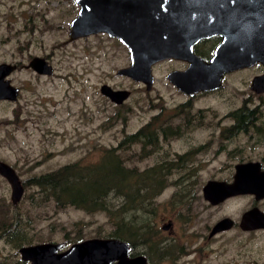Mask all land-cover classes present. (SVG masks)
I'll return each mask as SVG.
<instances>
[{
    "label": "rangeland",
    "instance_id": "374dc122",
    "mask_svg": "<svg viewBox=\"0 0 264 264\" xmlns=\"http://www.w3.org/2000/svg\"><path fill=\"white\" fill-rule=\"evenodd\" d=\"M77 10L74 0H0V63L17 64L7 78L18 89L14 101L0 100V161L22 184L12 204L10 185L0 176V264H29L20 259L22 245L67 246L94 237L131 242L149 264H220L235 257L240 235L210 246L204 237L223 216L236 226L250 206L264 212V198L236 195L212 205L201 189L207 180L228 181L238 162L257 161L264 169V91L249 88L262 66L224 74L219 89L188 97L166 79L170 70L186 66L164 59L151 66L152 83L145 89L116 73L129 64L116 38L97 33L68 39ZM33 56L43 57L51 72L24 68ZM102 84L128 94L116 104L100 92ZM243 106L256 110L255 124L222 138L221 128ZM156 114L163 132L155 128L148 143L137 133ZM106 154L117 160L119 174L102 193L90 192L91 201L81 207L65 194L76 188L68 169ZM65 169L51 193L29 183ZM167 219L172 232L150 241ZM255 240L247 245H255L264 264V232Z\"/></svg>",
    "mask_w": 264,
    "mask_h": 264
},
{
    "label": "water",
    "instance_id": "95a60500",
    "mask_svg": "<svg viewBox=\"0 0 264 264\" xmlns=\"http://www.w3.org/2000/svg\"><path fill=\"white\" fill-rule=\"evenodd\" d=\"M76 15L68 25V39L104 33L116 38L128 52L129 64L116 71L149 89L151 66L164 59L186 62L183 69H172L166 79L180 92L195 93L218 88L224 74L262 66L249 88L264 91V0H74ZM218 35L210 59L196 55L193 45L201 39ZM37 74H49L50 65L43 57L33 56L23 65ZM17 68L14 63H0V100L14 101L18 89L7 76ZM100 92L119 104L128 92L106 84ZM0 176L10 185L11 202L16 203L22 184L13 169L0 161ZM211 204L240 194L264 197V170L257 161L234 165L229 182L207 180L201 189ZM232 220H218L210 233L230 227ZM240 225L264 227V214L253 207L244 212ZM22 261L29 264H140L141 257L128 258V245L118 238H88L64 246L62 242H41L18 248Z\"/></svg>",
    "mask_w": 264,
    "mask_h": 264
},
{
    "label": "trees",
    "instance_id": "16d2710c",
    "mask_svg": "<svg viewBox=\"0 0 264 264\" xmlns=\"http://www.w3.org/2000/svg\"><path fill=\"white\" fill-rule=\"evenodd\" d=\"M184 105L185 103L179 107L183 108ZM181 110L179 112H181ZM234 113L240 115L237 119H235V125L230 126V129H232L234 133H236L238 130L247 131L249 128L253 127L252 125H254L256 122V110L248 109L243 106L241 109L235 111ZM159 118V114L154 115L152 119L144 126H142L137 133L138 135H143L144 138H146V142L148 143L153 141L150 140L151 137L154 136L155 128L160 129V125L156 123ZM116 162L117 160L106 154L104 156H101L100 160H98V162L96 163L83 164L79 167H76L72 171L68 169V173L72 176V181L76 183V188L72 190H68L67 188V193L65 194H67L75 201L79 202V205H81V207L87 205L89 201H91L90 199L92 197V194H90V192L94 194L98 192L102 193L106 189V187L109 186V183L112 182V180L114 179L113 177H117V175L119 174V169ZM66 169L58 171L54 174L46 175L45 179L34 178L29 183L32 186L37 187L42 192L47 193L50 191L51 193L57 187V185L55 184L60 185L66 173ZM46 185H49L52 188L45 189L44 187ZM84 188H86V190ZM59 197L60 196H58V193L53 196V198L57 200Z\"/></svg>",
    "mask_w": 264,
    "mask_h": 264
},
{
    "label": "flooded vegetation",
    "instance_id": "af4514ba",
    "mask_svg": "<svg viewBox=\"0 0 264 264\" xmlns=\"http://www.w3.org/2000/svg\"><path fill=\"white\" fill-rule=\"evenodd\" d=\"M221 41V37L218 36V35H213L211 37H208V38H205V39H201L199 40L198 42H196L194 45H193V52L204 58L205 60H208L210 59V57L212 56V53H213V50L214 48L216 47V45ZM166 60V59H165ZM179 62L183 63L184 64V67L187 65L186 62L184 61H181L179 60ZM263 70V69H262ZM235 71V70H234ZM232 72V71H231ZM229 73V72H228ZM227 74V73H226ZM224 76V75H223ZM223 79V77H222ZM221 79V81H222ZM139 82V81H137ZM169 82V81H168ZM170 83V82H169ZM143 84V83H142ZM171 84V83H170ZM221 87V84L218 88L214 89V90H210L208 92H212V91H215L217 89H219ZM177 89V88H176ZM200 93V92H198ZM198 93H195L194 95L198 94ZM184 94V93H183ZM186 95V94H185ZM193 95V96H194ZM188 96V95H186ZM193 96H188V97H193ZM233 120H232V123L226 127H222L221 130H220V136L222 138H225V139H228L229 137L231 136H234L238 133H242L244 132L243 130H238L236 133L233 132L232 129H230V126H234L235 125V119H237L240 115L239 114H231ZM250 129V128H249ZM232 131V132H231ZM157 132H163V130L160 128V129H157ZM153 137H151V139H153ZM223 140V139H222ZM224 141V140H223ZM234 168V166H233ZM261 168H262V165H261ZM263 169V168H262ZM264 170V169H263ZM232 174H233V171L230 175V178L228 181L226 182H229L231 181L232 179ZM240 195H245V194H240ZM249 195H252V194H249ZM236 196V195H234ZM253 196V195H252ZM231 197V196H230ZM228 198V197H227ZM264 197H261L259 199H255L254 196H253V200L254 201H258L260 199H263ZM206 200V199H205ZM221 202V201H220ZM210 203V202H209ZM219 203V202H218ZM211 204V203H210ZM217 204V203H216ZM214 205V204H212ZM257 208L258 210H260L256 205H252L250 206L249 208H247L246 210L242 211L241 214L239 215V219H238V222H237V225L234 226V224H231L230 227L226 228V229H223V230H220V231H216L214 233H210L211 230H212V227L214 226V224L226 217V216H223L221 218H219L218 220H216L212 226L208 229V232L207 234L205 235L204 239L208 242L207 243V246H210L209 245V242L213 241V240H216V239H220L221 241L223 240H226L228 238H230L232 235L234 234H237V235H240L241 238H242V246L239 248V251L238 253L236 254L235 257L231 258V259H223L220 264H261L260 262V258H259V254H256L255 253V245H247L248 244V241L250 240H253V242H255L256 240V237L258 236V233L260 231H263L264 232V227H254V228H246L244 229L241 225H240V219H241V216L244 212H246L247 210H249L250 208ZM263 214L264 212L262 210H260ZM157 225V224H156ZM232 229V233L231 234H227L229 232V230ZM162 232H167V233H171L172 232V222L167 219L166 220V223H163L160 228H155L150 234H149V239L150 241L151 240H158L162 234ZM128 245V253H127V257L128 258H133V257H141L140 259V264H149V261L148 259L143 256L142 254L140 253H135L133 252V243L131 242H128V241H125ZM197 247L198 246H195L194 248V251L193 252H196L197 251ZM202 248H207L206 245L205 246H201V249ZM208 249V248H207ZM216 251V250H215ZM215 251H209L210 253L211 252H215ZM259 252V251H258ZM200 254H204V252H200Z\"/></svg>",
    "mask_w": 264,
    "mask_h": 264
}]
</instances>
